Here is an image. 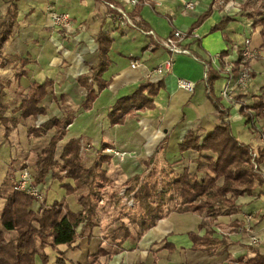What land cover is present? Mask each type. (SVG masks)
I'll return each mask as SVG.
<instances>
[{"label": "crops", "instance_id": "1", "mask_svg": "<svg viewBox=\"0 0 264 264\" xmlns=\"http://www.w3.org/2000/svg\"><path fill=\"white\" fill-rule=\"evenodd\" d=\"M42 1L45 4L43 9L35 6L37 3L41 4ZM116 1L130 14L134 5L122 0ZM150 1L154 3V7L149 3H144L139 13L133 18L141 21L142 25L152 31L155 41L156 39L162 40L173 29L185 32L211 2V0ZM188 1L192 3L191 7H184ZM223 1L224 5L217 8L213 6L211 14L193 30L192 36L183 40V44L188 45L189 53L172 56L168 72L161 76L162 87L153 97L154 107L135 110L126 115L122 124L111 125L109 123L107 114L110 107L117 98L136 89L141 81L156 80L149 76V71L168 59L170 55L166 49L157 42L155 43L148 35H143L140 31L122 25L107 16V8L103 0H17L16 19L11 32V34L14 33L13 38H10V34L3 45L1 52L3 64L0 67L4 64L17 65L19 71L15 74L16 81L18 78H22L33 83L54 77H59V80H62L64 76L68 78L69 75H74L76 80L78 75L88 73L90 67L95 65L96 42L94 36L97 30L102 29L113 39L109 49L111 64L103 73V78L109 83L97 93L90 108L81 109L77 106L80 112L67 126V130H71L73 133L67 138H82L84 135L87 136L86 142L90 144L93 137L89 131L84 133L86 130L82 131V128L96 130V143L99 141L96 151L104 143V145L111 146V148L116 147L120 151H135L137 158H125V162L137 160L140 162L145 158L143 168L142 164L135 167L138 170L131 171L132 169H129L127 165L123 166L124 164L115 169V173L120 172L117 176L123 175L125 179L134 174L143 176L153 164L161 167L178 159H182L184 162L188 161L191 166L192 162L190 161L196 157V152L190 149L181 152L178 150V143L189 129L198 130L204 135L217 124L216 110L205 93V67L201 60L192 54V51L205 59L209 55L212 56L213 67L219 68L220 65L215 55L228 46L223 39V33L220 30L210 32V28L223 15L232 17L224 29L231 41V48L228 52L229 60L234 46L241 45L245 38L250 39V46L255 49V56L248 62V70L254 71L255 76L249 78L245 89L237 90L247 92L242 100L246 104H250L252 102L250 93L258 92L261 84L264 83V47L260 46L262 43L261 27L252 28L250 19L244 15H237L239 8L232 6L231 0ZM6 5L7 0H0V17L5 11ZM48 9L68 12L73 24L71 30L59 33L58 28L47 27L46 23L50 22L49 16L46 17L43 12H47ZM167 17L171 19L170 22ZM56 33L58 34L56 35ZM54 34L57 38L56 42L63 49L62 56L58 54L53 44ZM194 37H199L200 42L197 43L193 39ZM129 41H137L139 45L130 44ZM88 53H91L89 57ZM232 55L236 58L234 53ZM7 58L9 61L13 59L14 62L9 64ZM132 59H136L140 64L137 67H131ZM23 61H27L25 65H21ZM85 62L88 64L86 65ZM61 65L68 66L60 67ZM22 71L24 73L19 74ZM179 80L193 83V90L187 91L179 87ZM233 83L232 80L225 79L224 75H220L213 85L215 94L219 96V90L222 87H233ZM27 90L21 92L27 93ZM221 103L230 106L222 99ZM231 107L232 124L235 121L241 122L243 117L237 112V106ZM78 131L83 135H78ZM165 135L167 140L162 141ZM237 137L253 145L252 139L247 140L239 135ZM110 160L113 161V158L111 157ZM146 163H149L148 167ZM261 168L264 170V166ZM108 173L107 171V175ZM122 193H124V187ZM59 195L61 196L58 199L69 202L68 195L62 194L61 191H59ZM49 202L45 201V204ZM236 202L239 206L237 212L218 215L212 220H207L203 215L193 212L172 210L139 237L136 236V226L132 225L130 227L131 236L126 238L120 248L114 252L111 251L115 247L102 237L103 233L109 231L108 228L114 224V221L110 220L113 215L112 207L105 203V211L99 210L97 215V225L91 231L87 230L80 236L74 246L58 245L56 248L47 246L44 251L48 255V260L43 263L39 256L35 255L34 264H56L57 250L65 251V264H91L93 254L97 252L98 246H102L108 251L107 254L98 256L99 261L103 264H227L228 255L234 258L238 256L249 258L255 254V251L264 255V186L257 188L252 194L239 196ZM68 205L73 210L79 209L73 204V206L69 203ZM31 208L34 211L38 210L37 206L31 205ZM245 213L252 214L250 230L239 229L240 225L244 223L243 215ZM202 221L203 225L199 226ZM237 223L240 225L235 228ZM206 231L212 232L213 237L224 242L216 248L210 249L209 252L193 250L188 233L194 232L202 236ZM250 232H253L257 237V242L254 244L249 242Z\"/></svg>", "mask_w": 264, "mask_h": 264}, {"label": "trees", "instance_id": "2", "mask_svg": "<svg viewBox=\"0 0 264 264\" xmlns=\"http://www.w3.org/2000/svg\"><path fill=\"white\" fill-rule=\"evenodd\" d=\"M106 1L118 5L116 0ZM16 2L17 0H7L5 11L0 17V58H2L3 45L15 24ZM137 2L138 4L134 5L129 14L131 18L139 13L144 3L154 5L150 0H137ZM213 4L214 0H211L207 8L189 25L185 32L186 37L192 36V31L211 14ZM248 6L249 1L245 0L239 11L241 15L251 20L252 28L261 27L260 46L264 47V7L250 8ZM112 12L116 14L115 11ZM167 18L170 22L171 19ZM231 20L232 17L223 15L210 28V32L220 30L228 46L216 56L220 65L218 69L212 65V56L209 55L205 59L192 51V54L201 60L205 67V93L216 110L217 124L204 135L198 130L189 129L178 143L179 151L190 149L196 152V157L190 161L191 166L188 161L184 162L182 159L166 163L161 167L153 164L143 176L134 174L122 181L124 193L132 197L133 205L128 211L119 210L118 215L114 217V220H119L118 224L102 235L115 247L111 252L118 250L121 243L131 236L129 225L136 226V236L139 237L172 210L189 211L212 220L218 215L237 212L239 206L236 199L239 196L252 194L257 188L264 186V177L260 171L261 166H264V145L253 147L249 142L240 140L234 134L229 119L230 108L236 103L238 113L243 117L248 129L257 128L256 123L260 125L259 137L264 144V83L261 84L258 92L250 93L252 98L250 104L242 100L247 92L238 91L233 95V103L227 107L221 103V97L215 94L213 88L215 80L220 78L223 69V57L228 55L231 48V41L224 31ZM135 24L148 30V27L142 25L143 23L139 20H135ZM148 36L155 41L153 36ZM193 39L197 43L200 42L199 37ZM94 40L96 63L90 67L88 73L76 77L77 84L84 90L78 105L81 109L90 108L97 93L109 83L103 78V73L111 64L109 49L113 39L107 32L99 29L95 33ZM182 46L188 47L183 43ZM26 62L23 61L21 65H25ZM248 62L249 60L243 61L238 52L237 58L231 63V77L236 78L240 65L247 67ZM2 64L1 59L0 66ZM23 73L24 71L19 74ZM249 75L250 78L254 77V71H249ZM0 84H3L2 81ZM162 84L161 77L154 81L146 79L141 81L131 93L117 98L107 114L109 123L122 124L126 115L135 110L152 109L153 97ZM52 86L51 78L31 83L26 95L14 109L19 112L18 116L5 114L9 106L2 102L3 93L0 91V125L3 126L4 133H9L12 126H16L20 119L44 115L46 110L41 103L51 93ZM74 113L75 109H65L61 117L51 115L39 125L29 127L28 132L33 136H39L51 130L46 144L35 156L32 185L43 183L47 174H50L51 181H58L65 195H76L79 209H71L64 199H54L47 204L43 202L38 210L34 211L31 208L34 200L32 195L24 190L15 189L14 184L1 188L5 183V175L0 185V190H3V193H0V264H34L35 255H38L45 263L48 260V255L44 251L45 247L74 246L80 236L97 225V215L99 210L105 211V203H109L112 199H119L118 190L112 188V179L108 177L104 167L111 158V155L104 150L111 146L101 144L94 159L86 165L81 155L79 137H70L64 142L56 157L57 143L65 136L66 126L71 123ZM166 140L165 135L162 141ZM254 151L256 155L253 161L258 165L257 169H254L252 163ZM9 163H12V159ZM146 166L148 167L149 163H146ZM170 203L172 207L169 206ZM121 217H125L126 221ZM203 223L202 221L199 226ZM239 225L240 223H237L234 227L238 228ZM9 231H13L14 235L9 237L5 234V232L9 234ZM188 234L193 250L209 252L210 249L224 242L213 237L210 231H206L202 236L194 232ZM107 253L106 248L98 246L91 264H103L98 256ZM64 254V250L56 251V264H65ZM227 258V264H264V255L259 254L258 251L249 258L245 256L234 258L229 255Z\"/></svg>", "mask_w": 264, "mask_h": 264}, {"label": "rangeland", "instance_id": "3", "mask_svg": "<svg viewBox=\"0 0 264 264\" xmlns=\"http://www.w3.org/2000/svg\"><path fill=\"white\" fill-rule=\"evenodd\" d=\"M248 1H249L248 7L250 8H255L260 6L264 7V0H248ZM244 2L245 0H231L232 3L231 5L240 9V6H242ZM40 3L41 4L37 3L35 6L43 9L45 4L43 1ZM136 4H138V2ZM222 4L224 5V3L221 4L216 3L215 5L213 4V6L217 8L222 6ZM48 12L49 11L47 12L44 11L43 15L47 17V15L49 14L46 13ZM237 15L238 16L241 15L240 11H238ZM46 24L47 27H50L52 29L58 28L59 33L66 32L65 29L61 26L54 25L51 22H47ZM13 34L14 33L11 34L10 38H13ZM57 34L58 33H56V35ZM56 35L54 34V38L52 39V41L58 54L62 56L63 49H61V46H59V44L56 42L57 39ZM129 43L130 44L133 43V45H139L138 44L139 42L137 41L134 42L129 41ZM90 54L91 53H88V57ZM234 59L235 56L232 55L231 53L230 60L233 61ZM87 60H89V58H87ZM7 61L9 62V64L14 62L13 59L9 61L8 58ZM85 64L87 65L88 63L85 62ZM66 66L68 65H61L60 67H66ZM245 68L248 69L249 64ZM18 69L19 67L17 65L12 66V65L4 64V66L0 67V82L2 81L3 83L2 85L0 84V91H2L3 93V97L1 98V100L3 103L9 106L8 109L5 110V114L8 116L10 115L18 116L19 112L14 109L19 104L20 100L26 95L25 92H21V91H26L28 85L31 83V81H29L28 79L23 80L22 78L21 79L18 78V80L16 81L17 78H15V74L16 72L18 73L19 71ZM53 79H54V84L51 89V93H49L48 96L45 98V100H43V102L41 103V105L46 110V113L44 115H39L35 118L29 117L26 119H20L16 126H12L9 133H4L3 126L0 125V185H2L1 182L4 179V176L6 175V178L4 180L5 183L1 186V188L8 187L11 184H14L15 186L16 179L19 177V172L23 168H27V170L31 173V176L34 172L33 165H34L35 156L39 153L40 149L46 144L48 137L51 134V130H48L44 134H41L39 136H33L28 132L29 127L33 125H39L43 120H45L51 115L61 116V114H63V111L65 109H69V108L75 109L74 117L80 112V109H78L77 106L84 95V90L76 83L74 75H69L68 78H65L64 76L62 80H59V77L57 78L54 77ZM236 92L238 91H235L234 93ZM231 114L229 119L231 121L233 132L236 136L239 135L247 140L252 139V141H254L253 145L251 144L253 147L264 145L262 144L261 137H259V129L261 128L258 123H256L257 128L253 130H251L250 128L248 129L247 128L248 126L244 124V120L242 119L241 122L234 120L235 122L232 124L233 120H231L232 119ZM67 126H66L65 136L63 137L62 140H60L57 143L56 157L60 152L62 145L68 139L67 137L70 134H73L71 130H67ZM85 130L86 132L84 133H87V131H89L90 135L93 137L92 143L88 144L86 142L87 136L80 134L79 131H78V135H83L82 138H79V143L81 145L80 146L81 155L84 163L86 165H89L91 161L94 159L95 151L99 147V143H98L99 141L96 143L97 140L96 139L97 137L95 135L96 130L93 131L89 129H84L83 127L82 131ZM239 130H243V131L240 132ZM104 152L109 153L113 158V161L110 160L108 163L104 164V167L109 172L108 175L109 177H111L113 183L112 188L114 187L118 190V198L120 199V201L119 199L117 200L112 199L108 203L112 207V212H113V215L111 216L110 220L111 222L114 221V224L110 226V228H108V230H111L118 224L119 220H114V217L118 215L119 210L128 211L131 208L126 205V201L130 197V195L122 193L123 187L121 186V183L125 178L123 177V175L117 176V174L120 172L115 173L114 171L116 168L121 167L123 164H124L123 166L127 165L129 169H132L131 171L138 170L135 167L137 166L139 167V165L141 164H142L141 167L143 168L145 164V160H144L145 158H143L140 162H138V160L133 162L131 161L125 162L128 157L129 159H133V158L136 159L137 158L136 152L135 151L124 152L117 150L116 147L108 148L104 150ZM125 153L126 156H124ZM10 159H12V163H9ZM31 185H32V180H31ZM34 186L37 187L38 197L35 198L33 196L34 197V200L32 202L33 207L35 206L39 207L40 204H42L43 202L45 203V201L48 202L54 200L52 199V197H55V199L60 198L61 195H59V191H61L62 194L64 193V189L63 187L60 186L58 181L55 180L51 181L50 174H47L43 183ZM0 193H3V190H0ZM68 196H69L68 203L71 205L73 204L75 207H79L78 204H75L76 195L74 194ZM169 206L172 207V203H170ZM121 219L126 221L125 217H121ZM129 227H132V225H129ZM5 234L9 235L10 237V235L11 236L14 235V232L9 231V234H7L6 232Z\"/></svg>", "mask_w": 264, "mask_h": 264}, {"label": "built area", "instance_id": "4", "mask_svg": "<svg viewBox=\"0 0 264 264\" xmlns=\"http://www.w3.org/2000/svg\"><path fill=\"white\" fill-rule=\"evenodd\" d=\"M118 1H121V0H118ZM122 1L131 3L132 5H135L137 3V0H122ZM215 2L218 4L224 3L223 0H215ZM103 3L105 5V7L107 8V12H106L107 16L111 17L112 19L117 20L122 25H126L130 28H134V29L140 31V33H142L143 35H151V36L155 37L151 30H144L141 27L137 26L135 24V19L131 18L129 16V14L120 5H116V4H114L110 1H106V0H103ZM191 5H192V3L188 1L185 3L184 7H191ZM47 11H49L48 16H49V20L52 24L57 25V26H61L67 31L71 30L72 20H71V16L67 12H65V11H54L51 9H48ZM112 11H115L116 14H114ZM185 35L186 34L184 31H181L178 29H175V30L173 29L162 40L156 39V42L169 52L170 57L168 59L164 60L162 63L153 67L149 71V76H152L155 79L160 78L162 75H164L166 72H168V70L171 66V63H172V56L173 55L188 54L189 53V50L182 46L183 40L186 38ZM250 44H251L250 39L245 38L241 45L234 46L232 53H234L236 55V58H237V55L239 52L242 56L243 61L249 60L255 56V49L253 47H251ZM217 55L218 54L215 55V58ZM223 60H224V64H223V69H222L221 75H224L225 79L230 80V81L232 80L234 83H233V87H229V86L222 87L219 90V96L221 97V99L223 101H225V102L229 103V105H231L233 103L232 100H233L234 92L239 90V89L243 90L246 88L248 80L250 78V75H249V70L245 67H242V65H240V71L238 73V76L236 78H232L230 75V69H231L232 61L229 60L228 55L224 56ZM139 64H140L139 61H137L136 59H132L130 61L131 67H137ZM178 85H179V87L184 88L187 91H192L194 88L193 83H191L189 81H185V80H179ZM233 105H237V104L234 103ZM255 155H256L255 151L252 152V161H253V158L255 157ZM252 163H253L254 169H257L258 165L254 161ZM260 171L262 173V177H264V171H262V170H260ZM31 180H32L31 173L27 170V168H23L19 172V177L16 179L14 188L24 190L25 192L29 193L30 195H32L36 198V197H38L37 187H35L34 185H31ZM126 205L130 206V207L133 205L132 197H129L127 199ZM251 219H252V214L251 213H245L243 215L244 223L241 227H239V229L240 230H250ZM249 242L251 244H254L257 242V237L253 232H250V234H249Z\"/></svg>", "mask_w": 264, "mask_h": 264}]
</instances>
